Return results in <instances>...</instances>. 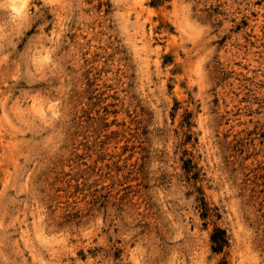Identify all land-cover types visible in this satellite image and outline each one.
<instances>
[{
  "label": "rangeland",
  "instance_id": "374dc122",
  "mask_svg": "<svg viewBox=\"0 0 264 264\" xmlns=\"http://www.w3.org/2000/svg\"><path fill=\"white\" fill-rule=\"evenodd\" d=\"M0 264H264V0H0Z\"/></svg>",
  "mask_w": 264,
  "mask_h": 264
},
{
  "label": "trees",
  "instance_id": "16d2710c",
  "mask_svg": "<svg viewBox=\"0 0 264 264\" xmlns=\"http://www.w3.org/2000/svg\"><path fill=\"white\" fill-rule=\"evenodd\" d=\"M212 250L219 251L226 243L224 229L216 227L211 234Z\"/></svg>",
  "mask_w": 264,
  "mask_h": 264
}]
</instances>
